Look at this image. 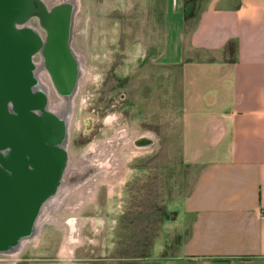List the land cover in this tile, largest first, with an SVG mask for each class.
<instances>
[{
  "label": "crops",
  "instance_id": "obj_1",
  "mask_svg": "<svg viewBox=\"0 0 264 264\" xmlns=\"http://www.w3.org/2000/svg\"><path fill=\"white\" fill-rule=\"evenodd\" d=\"M183 25L160 58L132 59V128L157 131L143 116L154 105L188 167L173 198L183 236L159 264H264V0H202Z\"/></svg>",
  "mask_w": 264,
  "mask_h": 264
},
{
  "label": "rangeland",
  "instance_id": "obj_2",
  "mask_svg": "<svg viewBox=\"0 0 264 264\" xmlns=\"http://www.w3.org/2000/svg\"><path fill=\"white\" fill-rule=\"evenodd\" d=\"M198 2L201 5L202 0ZM138 4L133 5V0H81L74 35L87 54L86 60L101 70V77L98 82H87L83 87L85 98L75 103L77 125L70 130L69 138L74 152L81 154L93 139L105 133L121 132V123L127 122L132 128L134 116L142 107L131 99L132 59L140 53L148 57L147 51L160 58L165 48L174 47L177 27L184 24L186 30L193 20L184 23L183 0H143L142 6ZM103 46L106 49L99 54ZM143 108V116L151 117L149 124L157 131L136 132L149 133L154 142L149 151L126 161L111 194L105 183L100 184L97 203L82 210V214L101 213L107 221L96 233V242L74 247L69 258L76 264H159L183 236L184 229L181 232L179 222L172 219L175 210L181 211V200L173 198L188 186V167L180 158V134L164 131L163 122H158L163 112L154 111V105L144 104ZM143 124L142 129H148V123ZM116 171L114 168L111 174ZM59 236L58 230L46 229L40 242L13 264L59 262ZM0 264L8 263L0 260Z\"/></svg>",
  "mask_w": 264,
  "mask_h": 264
},
{
  "label": "water",
  "instance_id": "obj_3",
  "mask_svg": "<svg viewBox=\"0 0 264 264\" xmlns=\"http://www.w3.org/2000/svg\"><path fill=\"white\" fill-rule=\"evenodd\" d=\"M79 6L80 0H0V254L22 251L71 193L116 167L115 149L95 143L80 162L69 154L85 71L72 43ZM43 52L47 68L35 60ZM133 141L144 148L154 137L141 132Z\"/></svg>",
  "mask_w": 264,
  "mask_h": 264
},
{
  "label": "bare ground",
  "instance_id": "obj_4",
  "mask_svg": "<svg viewBox=\"0 0 264 264\" xmlns=\"http://www.w3.org/2000/svg\"><path fill=\"white\" fill-rule=\"evenodd\" d=\"M46 1L50 3L51 1L55 0ZM76 39L77 38L74 35L73 46L83 55V62L85 65L84 75L80 79L79 91L75 98V103L77 104L86 96L85 90L83 89L84 85H86L87 82H98L101 77V70L87 61V54L83 51L82 47L78 44V41ZM105 49V46L101 47L99 54H103ZM76 119L77 117L75 118V114L73 113L70 129L77 125ZM120 129L121 132H118L119 129L115 131L113 130L115 133L113 132L111 135L105 133L101 137H98L91 141V143H95L99 147H103L106 150L113 148L115 149V153L117 151L116 154H119V157L116 160L117 165L115 167V169L117 168V173L111 174L112 171L108 173L98 172L79 191H74L73 193H71L67 197L65 204L57 210L53 217H49L42 221L40 233L36 237L28 240L25 243L22 251L15 252L13 254H0V260H3L8 264L15 263L17 259H20V257L24 253H26L29 248L35 247L37 243L40 242L44 231L49 228L51 230H58L60 233L59 252L61 254V257L59 262L55 264H76L75 261L70 260L71 258H69L71 255H73L74 247L80 245L83 242H96V233L103 228V226L105 225V221H107L106 217L101 213H96L94 215L82 214V210H84L90 204L93 205L97 203V198L101 188L100 184L105 183L108 187L109 194H111L114 191V185L122 177L120 173L122 172V168L125 165L126 161L132 160V156L134 154H138L139 151L146 153L150 149L148 147L143 149V147L135 145L133 138L137 136L139 132H136L134 128H131L126 123H121ZM129 131H131V133ZM69 154L72 161L80 162L83 159V156H81L80 152L72 151L71 146L69 147ZM86 230H88L93 235V237L88 234Z\"/></svg>",
  "mask_w": 264,
  "mask_h": 264
},
{
  "label": "trees",
  "instance_id": "obj_5",
  "mask_svg": "<svg viewBox=\"0 0 264 264\" xmlns=\"http://www.w3.org/2000/svg\"><path fill=\"white\" fill-rule=\"evenodd\" d=\"M200 9L198 0H184V21L185 24L188 19H194Z\"/></svg>",
  "mask_w": 264,
  "mask_h": 264
},
{
  "label": "flooded vegetation",
  "instance_id": "obj_6",
  "mask_svg": "<svg viewBox=\"0 0 264 264\" xmlns=\"http://www.w3.org/2000/svg\"><path fill=\"white\" fill-rule=\"evenodd\" d=\"M59 0H55V1H51L50 3H52V4H54V3H57ZM48 3V2H47ZM49 3V4H50ZM45 29H43V32H42V35H43V37H45ZM48 34V33H47ZM74 39V38H73ZM73 43V42H72ZM48 59L49 58H47V56L46 55H44V52L42 53V56L40 55V58H36L35 60H40L41 62H43L44 63V67L45 68H47V66H50V64H49V61H48ZM47 65V66H46ZM114 116H115V114H114ZM112 117V116H111ZM140 153H143L142 151H139V153L138 154H140ZM144 154V153H143ZM109 194V193H108Z\"/></svg>",
  "mask_w": 264,
  "mask_h": 264
}]
</instances>
